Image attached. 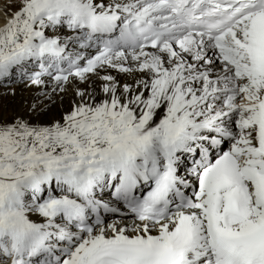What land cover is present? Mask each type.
<instances>
[{
  "label": "snow or ice",
  "instance_id": "1",
  "mask_svg": "<svg viewBox=\"0 0 264 264\" xmlns=\"http://www.w3.org/2000/svg\"><path fill=\"white\" fill-rule=\"evenodd\" d=\"M0 264H264V0L0 8Z\"/></svg>",
  "mask_w": 264,
  "mask_h": 264
},
{
  "label": "bare ground",
  "instance_id": "2",
  "mask_svg": "<svg viewBox=\"0 0 264 264\" xmlns=\"http://www.w3.org/2000/svg\"><path fill=\"white\" fill-rule=\"evenodd\" d=\"M10 0H0V8H2L5 4L9 3Z\"/></svg>",
  "mask_w": 264,
  "mask_h": 264
}]
</instances>
